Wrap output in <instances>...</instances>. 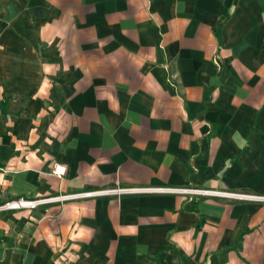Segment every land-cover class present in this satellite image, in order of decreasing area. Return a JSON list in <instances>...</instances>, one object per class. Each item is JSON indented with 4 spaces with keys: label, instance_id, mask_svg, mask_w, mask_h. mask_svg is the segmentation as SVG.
I'll return each mask as SVG.
<instances>
[{
    "label": "crops",
    "instance_id": "obj_1",
    "mask_svg": "<svg viewBox=\"0 0 264 264\" xmlns=\"http://www.w3.org/2000/svg\"><path fill=\"white\" fill-rule=\"evenodd\" d=\"M151 185L264 194V0H0V203ZM0 264H264V200L3 210Z\"/></svg>",
    "mask_w": 264,
    "mask_h": 264
},
{
    "label": "built area",
    "instance_id": "obj_2",
    "mask_svg": "<svg viewBox=\"0 0 264 264\" xmlns=\"http://www.w3.org/2000/svg\"><path fill=\"white\" fill-rule=\"evenodd\" d=\"M65 166L55 163L52 172L58 176L65 173ZM124 192H173V193H194L203 195H221L244 200H264V194H257L249 191H234L226 189H216L208 187L196 186H169V185H151L141 187H112L107 189L86 190L72 193H57L51 195H42L36 197H28L19 195L11 197L0 203V211L8 209H34L39 205L50 202H62L73 197L91 196L96 194L107 193H124Z\"/></svg>",
    "mask_w": 264,
    "mask_h": 264
},
{
    "label": "rangeland",
    "instance_id": "obj_3",
    "mask_svg": "<svg viewBox=\"0 0 264 264\" xmlns=\"http://www.w3.org/2000/svg\"><path fill=\"white\" fill-rule=\"evenodd\" d=\"M1 211H3V210H1Z\"/></svg>",
    "mask_w": 264,
    "mask_h": 264
}]
</instances>
